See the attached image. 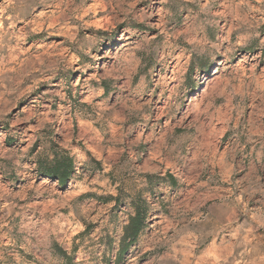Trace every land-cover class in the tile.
Returning <instances> with one entry per match:
<instances>
[{"label": "rangeland", "instance_id": "obj_1", "mask_svg": "<svg viewBox=\"0 0 264 264\" xmlns=\"http://www.w3.org/2000/svg\"><path fill=\"white\" fill-rule=\"evenodd\" d=\"M0 264H264V0H0Z\"/></svg>", "mask_w": 264, "mask_h": 264}, {"label": "trees", "instance_id": "obj_2", "mask_svg": "<svg viewBox=\"0 0 264 264\" xmlns=\"http://www.w3.org/2000/svg\"><path fill=\"white\" fill-rule=\"evenodd\" d=\"M75 168V159L65 150H59L55 153L52 161L40 163L39 170L46 176L58 179L62 185L71 178ZM147 211L143 207L136 208V214L132 217L130 224L126 227L124 239H129V245L134 244L145 228V218Z\"/></svg>", "mask_w": 264, "mask_h": 264}, {"label": "crops", "instance_id": "obj_3", "mask_svg": "<svg viewBox=\"0 0 264 264\" xmlns=\"http://www.w3.org/2000/svg\"><path fill=\"white\" fill-rule=\"evenodd\" d=\"M76 163V162H75Z\"/></svg>", "mask_w": 264, "mask_h": 264}]
</instances>
